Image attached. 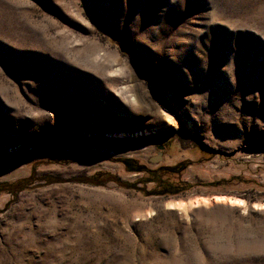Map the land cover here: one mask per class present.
<instances>
[{
    "label": "rangeland",
    "instance_id": "rangeland-1",
    "mask_svg": "<svg viewBox=\"0 0 264 264\" xmlns=\"http://www.w3.org/2000/svg\"><path fill=\"white\" fill-rule=\"evenodd\" d=\"M25 179L0 264H264V0H0V183Z\"/></svg>",
    "mask_w": 264,
    "mask_h": 264
},
{
    "label": "trees",
    "instance_id": "trees-1",
    "mask_svg": "<svg viewBox=\"0 0 264 264\" xmlns=\"http://www.w3.org/2000/svg\"><path fill=\"white\" fill-rule=\"evenodd\" d=\"M179 166H173V167H161L157 168L156 170H151L148 173V177L145 179L146 182H153L156 184L155 187V192L157 194H176L182 189L179 186H172L167 180L162 179L160 176L161 171L165 170L166 172H169L171 174H178L183 170V168H178ZM108 175L105 176H99V177H89L86 180L90 184H102L104 183V178ZM30 183V179H25L22 181H16L12 183H0V193L3 192H8V193H13L16 194L19 191L25 189L28 184Z\"/></svg>",
    "mask_w": 264,
    "mask_h": 264
},
{
    "label": "bare ground",
    "instance_id": "bare-ground-1",
    "mask_svg": "<svg viewBox=\"0 0 264 264\" xmlns=\"http://www.w3.org/2000/svg\"><path fill=\"white\" fill-rule=\"evenodd\" d=\"M232 200H229V202H231ZM232 202H235V201H232Z\"/></svg>",
    "mask_w": 264,
    "mask_h": 264
}]
</instances>
